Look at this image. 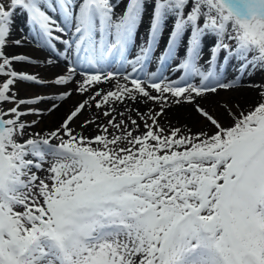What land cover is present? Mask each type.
Instances as JSON below:
<instances>
[{"label": "snow or ice", "instance_id": "6c2138e0", "mask_svg": "<svg viewBox=\"0 0 264 264\" xmlns=\"http://www.w3.org/2000/svg\"><path fill=\"white\" fill-rule=\"evenodd\" d=\"M17 13L53 78L6 54ZM255 72L264 0H0V264H264V86L199 102ZM185 104L200 130L167 120Z\"/></svg>", "mask_w": 264, "mask_h": 264}, {"label": "bare ground", "instance_id": "6f19581e", "mask_svg": "<svg viewBox=\"0 0 264 264\" xmlns=\"http://www.w3.org/2000/svg\"><path fill=\"white\" fill-rule=\"evenodd\" d=\"M25 21H26V17L23 14H20V13L16 14L15 19H14V24H13V30L10 34L9 40L10 41L20 40L21 43L19 45H8L5 49V52L16 51L18 48V51H20V52H18L16 54L28 55L33 59L40 58V60H43V58L47 55L43 52V50L40 49L37 42L35 40H32V39L31 40L28 39V42H26V40H27L26 38L29 35H28V31H27L28 27L26 28L27 25H26ZM48 58H52V57H48ZM42 65L43 66L41 68L29 66L27 68V70L32 71L33 73L44 74V75L45 74L55 75L56 72L63 70L62 64L60 65L59 68L53 67V66H48L45 63H43ZM128 71H130V69H128ZM229 75L231 76V72ZM262 77H264V76L262 75ZM246 82H248V81H245L243 83H246ZM261 83L255 82V80H254V83L248 82V85H245V87H241V88L234 90V91H221V92H219V94L214 95V96H209V97H207L206 100L199 101V102L208 108H215L218 104H221L220 99H222V100L225 99L224 102H226V100H227L226 96H228L230 98L229 101H231V100L236 101L239 99V101L241 100L240 103H242L243 105L250 106V105L258 102L260 99V97L258 95L259 88L256 86L257 85L262 86ZM101 87H105V86L101 85ZM108 87H112V86L107 85V88ZM27 88L30 90H32V89L37 90V89L32 88L30 86H24V87L20 88V90H28ZM75 100H79L77 98V95L73 98V100H70L65 104H62L61 108L56 113L51 114V115L46 114L45 121H44L43 125L42 124L40 125V127L47 130V129L51 128L52 126L56 125V123H58L60 116L67 111V109L70 106V103L74 102ZM71 104H73V103H71ZM133 107H136V105H133ZM139 107H141V110H145L147 107H156V106L153 104H149V105H139ZM190 110H191L190 106H184L183 108L173 107L172 109L169 110V112L167 114V119L175 121L174 119H176V114L181 115L182 112L190 111ZM175 111H177L178 113H176ZM169 113H170V115H169ZM86 115L91 116V112H88ZM189 117H191L188 119L189 121L191 119L195 118V117H193L192 113H190ZM37 130H39V129H37Z\"/></svg>", "mask_w": 264, "mask_h": 264}, {"label": "rangeland", "instance_id": "374dc122", "mask_svg": "<svg viewBox=\"0 0 264 264\" xmlns=\"http://www.w3.org/2000/svg\"><path fill=\"white\" fill-rule=\"evenodd\" d=\"M26 28H27V26H26ZM28 31V30H27ZM28 37L26 38L27 40H26V42H28V39L29 40H35V38L32 36V34H29V31H28ZM10 41V40H9ZM36 41V40H35ZM9 45H15L14 43H12V41H10L9 42ZM41 49V48H40ZM42 50V49H41ZM18 52H20V51H18V48H17V50L16 51H11V52H6V54H8V55H12V54H16V53H18ZM43 52L47 55V51L46 50H43ZM43 60H41V63L39 64V65H37V66H34V67H37V68H41L43 65ZM153 64V63H152ZM155 64H156V62H155ZM153 67H155V66H153ZM152 67V68H153ZM157 67V66H156ZM151 68H149L148 70H150ZM29 72H32V71H29ZM33 73V72H32ZM168 74V73H167ZM166 73H165V75H167ZM40 75H43V76H45V77H47V78H53L54 77V75H48V74H40ZM262 75L264 76V72H255L254 74H252V75H250V76H248V77H246L245 79H244V82L245 81H248V82H252V83H254V80H255V82H258V83H261V85L262 86H264V77H262ZM3 77H0V82H3ZM248 82H246V83H243V86L242 87H245V85H248ZM24 86H28V85H22V86H20L17 90H18V92H19V95L20 96H22V97H28V96H31L35 91H42V92H48V94H53V92H54V90H52V89H37V90H34V89H32V90H30V89H28V90H20V88H22V87H24ZM111 87H108V89H110ZM241 88V87H240ZM227 97V100H226V102L229 104V105H239V107L241 108V109H244L245 111H247V110H249V109H251L253 106H255L258 102H256V103H254V104H252V105H250V106H248V105H243L242 103H240V101H239V99L238 100H231V101H229L230 100V98L228 97V96H226ZM77 98L79 99V100H82V99H84L85 97H81V96H79V95H77ZM225 101V99L224 100H222V99H220V102H221V104H223V103H225L224 102ZM71 103H74V102H71ZM70 103V106L69 107H71L72 106V104ZM11 105H9V107H10ZM184 106H190V105H181V106H179V107H181V108H183ZM42 107H44V106H42ZM191 107V106H190ZM180 109V108H179ZM211 109V108H210ZM219 110V109H218ZM234 111L236 110V109H233ZM220 111H222V110H220ZM67 112V111H66ZM65 112V113H66ZM176 113H178L177 111H175ZM65 113L64 114H62L61 116H60V118H59V120H58V123H56V125H54V126H52L51 128H53V127H56V126H58L59 125V122H60V120L63 118V116L65 115ZM88 112H85L84 113V116H82L81 117V119H84V118H86V117H88L86 114H87ZM181 113V112H180ZM190 113H192L193 114V117H195V118H193V119H191L190 121L188 120L189 118H191V117H189L190 116ZM91 115H92V113H91ZM169 115H170V113H169ZM90 116V115H89ZM188 117V118H187ZM37 117H34V116H29L27 119H29V120H32V119H36ZM182 118V119H181ZM168 120V119H167ZM175 121H173V120H170L171 121V125L172 126H184V125H187L188 127H191L192 128V130L195 132V131H198V130H200L201 128H203L204 127V125L199 121V119L196 117V115H195V113L193 112V110H192V108H191V110L190 111H184V112H182L181 113V115H179V114H176V119H174ZM225 122H227V123H230V121H228L227 119H226V121ZM79 124V121H77V125ZM43 125V124H42ZM77 125H74V127H76ZM77 130L79 131L80 129L79 128H77ZM84 134L85 135H95V134H97L96 132H95V130L94 129H88V130H85V132H84Z\"/></svg>", "mask_w": 264, "mask_h": 264}]
</instances>
